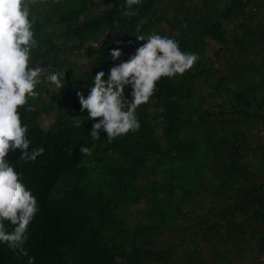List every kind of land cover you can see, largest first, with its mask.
<instances>
[{"label":"trees","instance_id":"1","mask_svg":"<svg viewBox=\"0 0 264 264\" xmlns=\"http://www.w3.org/2000/svg\"><path fill=\"white\" fill-rule=\"evenodd\" d=\"M49 2L44 16L34 18L31 66L62 72L64 87L42 78L38 96L19 110L29 150L44 153L35 162L19 160V150L8 159L35 196L38 212L23 245L28 255L0 243V264H29L30 257L34 264H178L170 250L197 238L216 244L213 264H223L221 251L244 252L247 246L264 264V147L249 143L259 141L251 126L264 127V31L243 27L230 37L224 29V23L238 27L253 0H141L131 18L123 15L126 0ZM98 5L107 9L93 15ZM52 25L53 36L75 41L68 49L53 50L51 37L45 40L41 32ZM151 34L176 40L199 60L184 75L157 83L150 102L136 110L138 131L112 141L101 131L93 141L89 133L97 121L81 112L76 93L86 98L96 73L103 71L107 80L110 68L144 43L136 37ZM90 40L98 43L96 51ZM209 42L218 45L215 68L203 58ZM256 47L257 64L247 61ZM117 48L122 55L113 61L109 53ZM59 51L85 56L87 70L74 73L76 66ZM125 97L131 99L130 88ZM40 116L51 119L46 129ZM81 146L92 148L91 156ZM205 199L207 213L169 242L176 221L187 216L182 208ZM202 253L194 246L183 258L196 264Z\"/></svg>","mask_w":264,"mask_h":264},{"label":"clouds","instance_id":"2","mask_svg":"<svg viewBox=\"0 0 264 264\" xmlns=\"http://www.w3.org/2000/svg\"><path fill=\"white\" fill-rule=\"evenodd\" d=\"M49 1L41 3L43 11L48 4L51 6ZM32 2L0 0V243L22 256L28 255L23 245L28 239V226L37 214L38 207L35 196L25 186L27 182L21 181L20 174L8 157L19 150V160L35 162L43 155L44 149L29 150L31 141L27 136L28 126L22 123L19 110L28 104L30 98L38 96L36 88L42 83V78L56 89L64 87L62 72H51L39 65L31 66V52L37 46L33 31L34 18L31 16ZM140 4L141 0H126L125 7L128 10L123 15L128 18L135 16L137 12L133 6ZM136 40L144 43L127 61L111 67L107 80L104 79L105 73L100 71L96 73L86 98L82 92L76 93L81 112L86 110L88 118L97 121L89 133L93 141L101 139V131L106 133L108 141L138 131L140 123L136 110L150 102L157 83L162 78L184 75L199 60L198 54L182 51L179 43L168 36L151 34L145 38L139 35ZM89 42L93 51H96L98 45H91L95 41ZM52 46L53 50L58 49ZM88 51L86 48L87 55ZM109 55L116 61L122 53L117 48L110 51ZM126 88H130V100L125 97ZM27 110L33 109L29 106ZM39 119V125L46 129L48 126L43 127L42 122L48 118L40 116ZM79 151L85 156L92 154V148L87 146H81ZM8 226H13L11 231ZM29 264H34V258H29Z\"/></svg>","mask_w":264,"mask_h":264},{"label":"rangeland","instance_id":"3","mask_svg":"<svg viewBox=\"0 0 264 264\" xmlns=\"http://www.w3.org/2000/svg\"><path fill=\"white\" fill-rule=\"evenodd\" d=\"M34 2H32L31 6V16L32 18H36V19H41V17L44 16V11L41 8V3H43L46 0H32ZM94 1H99V0H94ZM254 2H256V4H253ZM103 6H98L95 7L93 9H91V12L93 15H98L101 14L102 12H104L107 9V6L103 7ZM217 10L221 9V5H218ZM251 15V17H250ZM83 19V17L79 18L78 20L81 21ZM236 26L238 27H234V25L232 24H228V23H224V29H226L228 31V36L232 37V35H234L236 33L239 34L240 33V29L241 28H247V29H263L264 31V0H253L252 4L247 5L242 12V16H240V18L237 19L236 21ZM158 27L160 28H164V29H168L167 31H170L168 27H166L165 24H161ZM233 29V30H232ZM234 29H237V32L234 31ZM55 30L54 26H49L46 28L45 32H41V34L44 35V37H46V39H48V37H51V45L53 44L55 47H58L59 50L62 51V49L64 50L65 48L68 49L75 41L74 40H65L62 37H55L53 36L51 33H53ZM103 36H101L102 38ZM92 47H96L98 45V43L95 42H91ZM232 47V45L230 46ZM258 47H256L251 53H249L247 55V61L250 60L252 62H254L255 64L258 63V60L261 58V54L258 57H254L253 53L254 52H258L260 53V51L257 49ZM218 49V45L214 44L213 42H209L205 52H203V58L204 60H208L209 62H212L214 65L213 67L215 68L217 65H220L217 58H216V51ZM58 57L60 58H65L67 55L63 54V52H60L57 54ZM72 57H68V62L69 63H73V65L76 66V69H74V73L78 72H82L87 70V67L85 66L87 63L85 57L81 56V57H76L74 55H71ZM222 68V67H221ZM207 89L206 88H202V94L207 93ZM51 119H44L42 122V126L46 127L50 124ZM251 131L255 136H257L259 138V141L256 140V138H253L252 140L249 141L250 145L252 147L256 146L258 143L264 147V127H261V125L259 123H256L255 125L251 126ZM208 202H210V200L205 199L204 201H200L199 204L197 203V205H187L186 207L182 208L183 211L187 212V216H185L183 219H179L178 221H176V226L177 229L176 231L173 233L172 237L173 240H168L169 242H175L176 241V237H181L182 234L185 233V229L189 226L195 225V223L198 221V216L200 214L205 215L207 213V204ZM141 206H137L136 209L131 208L132 212L134 213L135 211H137V209H139ZM200 222V221H199ZM201 223V222H200ZM196 224L197 227L201 228L203 225L202 224ZM190 231V229H189ZM188 231V232H189ZM249 244L251 245L252 242L250 241ZM216 244H213L212 239L209 240L208 242L206 241H202L199 238L196 239V241H187L186 243H184L183 245H181L180 247H174L173 249L170 250V253L172 255V258H175L178 260V264H193L188 262V260H186V258H183L184 255V251L186 249H191L194 246H198L199 248H201V250H203L202 256H200V262L196 263V264H213V260L215 258V255L213 253V251L215 250L213 248V246H215ZM243 245V244H242ZM240 245L239 248H242L243 246ZM213 248V249H212ZM248 250L244 251V252H233L230 251V253L221 251L222 254H224L225 259L223 264H258L260 263L262 257L260 256V254H257V252L255 251H251V247L247 246Z\"/></svg>","mask_w":264,"mask_h":264}]
</instances>
